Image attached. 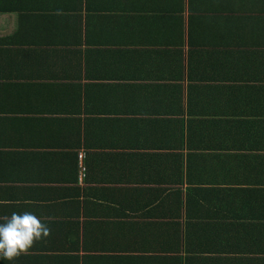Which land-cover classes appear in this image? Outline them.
Masks as SVG:
<instances>
[{
  "label": "crops",
  "instance_id": "0c3cea01",
  "mask_svg": "<svg viewBox=\"0 0 264 264\" xmlns=\"http://www.w3.org/2000/svg\"><path fill=\"white\" fill-rule=\"evenodd\" d=\"M0 264H264V0H0Z\"/></svg>",
  "mask_w": 264,
  "mask_h": 264
},
{
  "label": "clouds",
  "instance_id": "9594fccd",
  "mask_svg": "<svg viewBox=\"0 0 264 264\" xmlns=\"http://www.w3.org/2000/svg\"><path fill=\"white\" fill-rule=\"evenodd\" d=\"M47 233V225L33 212H12L0 218V260L12 261Z\"/></svg>",
  "mask_w": 264,
  "mask_h": 264
}]
</instances>
